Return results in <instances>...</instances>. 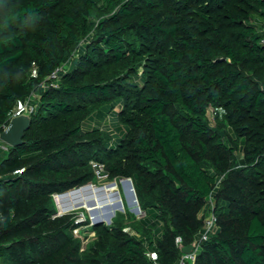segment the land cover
Returning a JSON list of instances; mask_svg holds the SVG:
<instances>
[{
    "label": "trees",
    "instance_id": "16d2710c",
    "mask_svg": "<svg viewBox=\"0 0 264 264\" xmlns=\"http://www.w3.org/2000/svg\"><path fill=\"white\" fill-rule=\"evenodd\" d=\"M258 23L264 0H0V131L31 117L0 149V264H178L210 210L185 264H264ZM91 161L131 178L146 216L92 224L84 247L54 195L94 183Z\"/></svg>",
    "mask_w": 264,
    "mask_h": 264
},
{
    "label": "rangeland",
    "instance_id": "374dc122",
    "mask_svg": "<svg viewBox=\"0 0 264 264\" xmlns=\"http://www.w3.org/2000/svg\"><path fill=\"white\" fill-rule=\"evenodd\" d=\"M257 26L261 27L259 23L257 24ZM24 108L25 104L19 105L15 108V112H21ZM29 109L30 108L27 107V110ZM118 109L119 107L116 108V112L114 111L110 114L105 123V128L109 130L113 135H118L119 128L120 130L122 128L117 119ZM209 112L211 113V110ZM123 180L124 178L110 180L108 177H102L97 178V180L93 183L98 187L105 186L108 189L115 188L118 192L117 199L106 205H99L95 199H90L85 203L76 204L74 208L62 211L59 208L56 195H54L57 214L73 211L77 213L78 217L76 222H78L80 225L73 229V235L80 238L84 247L95 237L94 232L91 230V225L93 224V219L96 213L100 218L103 219H105L107 215L111 214V221L114 218L122 217L126 221L125 228L132 230V232L138 233L137 227H140L139 219L146 216V212L140 206L138 210H135V208H137L139 204L134 203L131 188ZM119 203L121 204L120 206ZM150 210L151 212H154V208H150Z\"/></svg>",
    "mask_w": 264,
    "mask_h": 264
},
{
    "label": "water",
    "instance_id": "95a60500",
    "mask_svg": "<svg viewBox=\"0 0 264 264\" xmlns=\"http://www.w3.org/2000/svg\"><path fill=\"white\" fill-rule=\"evenodd\" d=\"M30 124H31V117H30L29 110H24L19 114H15L11 116L8 124L5 125V127L0 131V141L10 147H15V146L20 145L23 142L24 132L28 129ZM123 181L126 182L131 188L133 201L134 203L138 204V200L135 194V190H134L131 178H124ZM59 194H62V193H59ZM120 205L121 204L119 203V206ZM138 209H139V205L137 208H135V210H138ZM98 223L110 224L111 214L107 215L106 218L103 219V218H100L98 214L96 213L93 219V224H98ZM193 247H194L193 242L187 245H182L180 251L189 253L192 251Z\"/></svg>",
    "mask_w": 264,
    "mask_h": 264
},
{
    "label": "bare ground",
    "instance_id": "6f19581e",
    "mask_svg": "<svg viewBox=\"0 0 264 264\" xmlns=\"http://www.w3.org/2000/svg\"><path fill=\"white\" fill-rule=\"evenodd\" d=\"M118 197L115 188H106L105 186H95L86 184L76 189L67 191L56 196L59 208L62 211L74 208L78 203H85L87 200L95 199L99 205H106L113 202Z\"/></svg>",
    "mask_w": 264,
    "mask_h": 264
},
{
    "label": "built area",
    "instance_id": "2783aa9c",
    "mask_svg": "<svg viewBox=\"0 0 264 264\" xmlns=\"http://www.w3.org/2000/svg\"><path fill=\"white\" fill-rule=\"evenodd\" d=\"M259 29L264 31V27H261ZM261 42H264V37L261 38ZM24 110H27L26 104H25V108L22 111H24ZM19 113H21V112H17V113L15 112L14 115L19 114ZM91 166H92V169H93L97 178L107 177L103 163L98 162V161H91ZM88 184H93V183H88ZM79 187H81V186H79ZM55 195L57 196L59 194H55ZM208 205H210V208L213 205V197L211 196V194L208 196ZM203 221H204L203 229H202L201 233L199 234L198 239H195L193 241L194 247H193L192 251L189 253L180 251L181 253H180V258H179L178 264H185V262L188 260L193 262L195 260L197 250L199 248L200 241L205 240L209 234L216 231V229H217L216 218H215L214 213L211 210L206 214V216H204ZM175 242H176V244L180 250L181 246L183 245L181 238L176 237ZM149 255H150V257H154L155 254L153 252H151Z\"/></svg>",
    "mask_w": 264,
    "mask_h": 264
},
{
    "label": "crops",
    "instance_id": "0c3cea01",
    "mask_svg": "<svg viewBox=\"0 0 264 264\" xmlns=\"http://www.w3.org/2000/svg\"><path fill=\"white\" fill-rule=\"evenodd\" d=\"M261 27H263V26H261ZM6 145L2 142L1 143V141H0V149H6Z\"/></svg>",
    "mask_w": 264,
    "mask_h": 264
}]
</instances>
